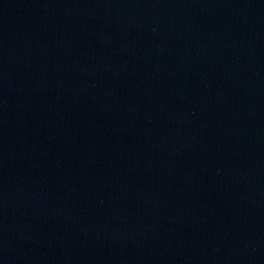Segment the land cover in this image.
Listing matches in <instances>:
<instances>
[{
  "label": "water",
  "instance_id": "water-1",
  "mask_svg": "<svg viewBox=\"0 0 264 264\" xmlns=\"http://www.w3.org/2000/svg\"><path fill=\"white\" fill-rule=\"evenodd\" d=\"M0 264H264V0H0Z\"/></svg>",
  "mask_w": 264,
  "mask_h": 264
}]
</instances>
